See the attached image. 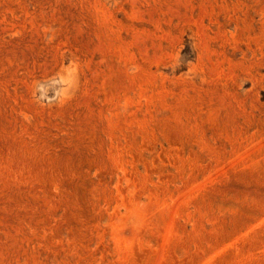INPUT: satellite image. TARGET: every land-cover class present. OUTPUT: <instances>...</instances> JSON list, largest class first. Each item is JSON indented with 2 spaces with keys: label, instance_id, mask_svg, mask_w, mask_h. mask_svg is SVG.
<instances>
[{
  "label": "rangeland",
  "instance_id": "obj_1",
  "mask_svg": "<svg viewBox=\"0 0 264 264\" xmlns=\"http://www.w3.org/2000/svg\"><path fill=\"white\" fill-rule=\"evenodd\" d=\"M0 264H264V0H0Z\"/></svg>",
  "mask_w": 264,
  "mask_h": 264
}]
</instances>
